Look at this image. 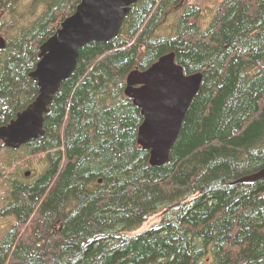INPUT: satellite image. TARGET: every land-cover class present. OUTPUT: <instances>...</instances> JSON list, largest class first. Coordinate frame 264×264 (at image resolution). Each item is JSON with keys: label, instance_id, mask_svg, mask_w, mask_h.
Here are the masks:
<instances>
[{"label": "trees", "instance_id": "16d2710c", "mask_svg": "<svg viewBox=\"0 0 264 264\" xmlns=\"http://www.w3.org/2000/svg\"><path fill=\"white\" fill-rule=\"evenodd\" d=\"M30 1L0 0V126L39 95L30 73L40 46L81 0ZM180 3L135 4L117 38L81 49L46 135L19 149L1 144L45 166L11 179L0 218L15 223L0 238V264H264V179L232 184L264 167V0H224L205 30L191 5L174 36L157 35ZM172 51L204 80L170 163L157 167L138 143L144 116L125 90L131 71Z\"/></svg>", "mask_w": 264, "mask_h": 264}, {"label": "water", "instance_id": "95a60500", "mask_svg": "<svg viewBox=\"0 0 264 264\" xmlns=\"http://www.w3.org/2000/svg\"><path fill=\"white\" fill-rule=\"evenodd\" d=\"M139 1H80L76 10L40 46V60L30 73L40 93L10 123L0 126V142L9 148L19 149L46 135V115L63 82L76 70L81 49L91 42H109L117 38L133 6ZM6 48L7 39L0 33V49ZM203 80L204 73L201 71L186 73L174 51L161 56L146 70L137 68L129 73L125 93L144 116L138 132V143L150 151L152 166L170 163L172 149ZM30 174L31 171L26 172V176ZM262 179L264 167L232 184L256 183Z\"/></svg>", "mask_w": 264, "mask_h": 264}, {"label": "rangeland", "instance_id": "374dc122", "mask_svg": "<svg viewBox=\"0 0 264 264\" xmlns=\"http://www.w3.org/2000/svg\"><path fill=\"white\" fill-rule=\"evenodd\" d=\"M30 0H24V5L28 4ZM224 0H182V3L185 4L175 8L173 13H171L161 28L157 31V35L172 37L175 35V27L178 25L180 16L185 12V10L191 5L200 6L202 9V15L200 16L199 23L201 24L203 30H205L211 22L213 21L215 15L217 14L220 5ZM31 2V1H30ZM25 6L24 8H26ZM4 144L3 142L0 143ZM13 156H17L18 160L16 164H10L7 166V163L11 161ZM20 156V157H19ZM43 157H33L30 158L25 150H22L20 154L13 155L5 147H0V207L5 206L9 202L10 192H11V179L19 177V179H28L32 178L33 175H38L44 168L45 163L42 162ZM32 163L35 165L37 170H33L29 167V164ZM27 171H31L30 176H25ZM165 212H160L148 219L143 226L139 229L138 232H143L154 224L161 221ZM15 223L14 217H5L0 218V238H2L6 233H8L12 226ZM207 264V263H202Z\"/></svg>", "mask_w": 264, "mask_h": 264}, {"label": "bare ground", "instance_id": "6f19581e", "mask_svg": "<svg viewBox=\"0 0 264 264\" xmlns=\"http://www.w3.org/2000/svg\"><path fill=\"white\" fill-rule=\"evenodd\" d=\"M1 33V32H0ZM2 34V33H1Z\"/></svg>", "mask_w": 264, "mask_h": 264}]
</instances>
